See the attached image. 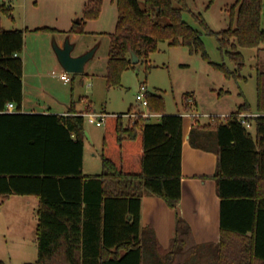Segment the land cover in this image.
I'll use <instances>...</instances> for the list:
<instances>
[{"label":"trees","instance_id":"1","mask_svg":"<svg viewBox=\"0 0 264 264\" xmlns=\"http://www.w3.org/2000/svg\"><path fill=\"white\" fill-rule=\"evenodd\" d=\"M116 5L109 88L121 86L124 72L135 67L132 54L151 70L149 58L164 42L188 49L235 82L244 79L246 66L238 49L264 50V0H235L228 8L229 26L219 32L202 15L194 16L206 35L216 37L235 70L211 61L203 33L183 18L191 12L187 0H116ZM103 6L104 0H87L68 33L86 34L87 23L100 18ZM24 46V31L0 28V127L7 130L0 136V160L9 162L0 167V197L39 200L38 260L31 264H264V71L256 75V113L240 92L236 112L225 119L211 116L204 127L212 130L213 142L199 125L190 134L193 147L218 156L214 178L221 202L219 244L197 245L189 224L178 215L175 236L164 250L155 232L142 227V200L157 197L177 209L182 197L183 114L167 115L164 97L147 93L149 111L162 115L158 123L144 119L143 113L134 121L107 115L102 172L86 176V120L73 108L69 116L4 113L9 103L18 111L22 108ZM132 113L134 107L126 115ZM245 113L255 114L244 119L249 128L241 122Z\"/></svg>","mask_w":264,"mask_h":264},{"label":"rangeland","instance_id":"2","mask_svg":"<svg viewBox=\"0 0 264 264\" xmlns=\"http://www.w3.org/2000/svg\"><path fill=\"white\" fill-rule=\"evenodd\" d=\"M86 1L0 0V28L8 31L23 30L25 33V46L20 58L24 63L25 92L28 99L50 101L55 97L59 100V106L72 100L78 108H82L83 103L80 100L89 98L93 110L97 113H106L109 116L126 115L131 106H136L134 111L138 114L141 113L142 107L137 101V95L144 86L148 93H160L164 97L166 113L175 115L179 111L182 114L185 111L211 117L235 112L237 103L241 102L238 93L242 92L256 113V75L258 70L264 71L263 48L238 49L245 59L246 66L241 73L244 79L235 82L227 80L200 56L191 55L188 49L170 47L168 42L160 43L159 51L149 58V64L153 66L151 70H146L145 60L140 61L134 68L124 72L121 86L109 88L105 76L110 34L114 33L118 19L116 0H104L100 18L89 21L86 25V30H99L104 32L103 35L88 34L78 37V50L81 46L85 48L84 46L95 43L97 52L87 63L84 73L69 74L71 82L65 84L57 76L65 71L59 62L55 47L63 49L67 42L70 43L66 32L71 26V20L81 15ZM187 1L191 12L184 13L183 18L195 30L203 33V41L211 61L216 64L225 63L230 70H235L234 64L220 51L216 37L206 35L194 17L202 15L215 32L225 30L230 21L228 8L235 0H215L210 7V0ZM2 7L12 9L7 14ZM35 28H56L58 31L37 33L33 32ZM262 29L264 30V17ZM76 53V50L73 51L72 56ZM222 90L229 94L221 95ZM193 98L199 104L198 110L195 108L196 102ZM184 104L188 106H185L183 111ZM129 119L133 121L132 118ZM202 120L207 121L204 118ZM151 122L156 123V120L152 119ZM87 134L91 142L88 149L95 150L97 155L96 158H92L89 150L87 151V160L93 166L98 161L101 163L104 126L97 128L87 121L85 135ZM89 171L86 169V172ZM98 172L100 174L102 169ZM25 211L27 212L24 213ZM12 213L18 219L29 222L26 233L8 232ZM31 214L32 210L21 205L0 208V261L6 264H31L38 260V245L34 239L36 233L30 232L32 227L30 221L34 216Z\"/></svg>","mask_w":264,"mask_h":264},{"label":"crops","instance_id":"3","mask_svg":"<svg viewBox=\"0 0 264 264\" xmlns=\"http://www.w3.org/2000/svg\"><path fill=\"white\" fill-rule=\"evenodd\" d=\"M11 9L12 8H10L8 12H10ZM81 16L82 13L80 16H76L75 19L71 20V26L66 32L70 38V44L74 46L73 51L76 50L77 52L73 57L82 56L94 50L97 45L95 43H92L87 46H84L85 48H82L81 46V49L78 50L77 39L81 35L68 33L74 21L81 18ZM37 29H41V28H35L33 32H37L36 31ZM54 30H55L54 32L58 31L56 30V28ZM37 33H46V32H37ZM88 34L103 35L104 32L99 30H86V34L83 35H88ZM96 52L94 56L96 55ZM240 100L241 102L237 103L236 105L237 108L239 104L242 103V99ZM80 101L83 103L82 108H78V106L72 100L70 101V103H64L63 105L59 106V100L55 97H52L50 101H46V100L43 101L42 99L39 98L28 99L26 97V92H25V72H24L22 108L21 111H18L16 107L15 113H21L27 115L69 116L71 108L75 110L76 113L75 115L78 116L81 115L84 118L85 115L87 114L97 113L96 111L93 110L92 103L90 102L89 98L81 99ZM195 102H196L195 108L198 110L199 104L196 101V99ZM185 106L186 104H184V106L182 105L183 111L185 109ZM140 110L141 113H147L151 115V117L149 118L150 122L152 119H154L156 120V123H158L162 117L161 114L151 113L148 108L147 109L141 108ZM178 113H180V111ZM193 113L190 114V113H186L185 111L183 113L184 143H183V151H182V197L177 206V209L176 210L170 209L164 200L157 197H144L142 200V219H141L142 227L149 228L155 232L158 243L160 247H162L164 250H168L170 248L172 239L175 236L176 218L178 215L189 224L193 233L194 241L197 245L200 246L202 245L207 247L215 246L219 244L221 240V202L217 193V183L214 178L218 165V156L216 152L213 150L210 151V150L195 148L190 143V134L192 132V129L195 127L194 126L195 124L199 125V127L202 128L200 132H203V134L207 136H211L212 142L214 141L212 130L204 128L210 125L211 120H210V116H205V115L199 116L198 114H193ZM232 113L234 112H231L229 115H225V116L223 115L218 117L225 119L229 117ZM10 114H14V113H10ZM97 114L107 115L106 113H97ZM166 114L173 115L169 113ZM244 115L251 116L255 114L245 113ZM202 118L207 119V121H203ZM125 119L126 121L130 120L127 117H125ZM85 120L87 122L86 118ZM97 128H101V127H97ZM5 131H7L6 127L4 125H1L0 136H2V134ZM89 138L90 137L88 136V134L85 135L84 154H83V172L84 175L86 176L99 175L98 171L102 169V157H101V163H99L98 161V163H96V165L94 164L93 166L90 165L91 162L87 160L86 157L87 151L89 150L88 144H91ZM90 150H89L90 157L96 158L97 155L95 154V150L92 151ZM5 162L9 164L7 160H0V167H4ZM86 169H89L91 172L90 171L86 172ZM7 205L12 207H15L16 205H21V207L25 209L32 210L31 215L34 214V216L32 217V221H30V227L32 226L30 232L36 233L35 235L36 237H34V239L37 241V227H38L37 211L39 207V200L34 196H11L7 200L3 201L2 198L0 197V208H5ZM26 212L27 211H25L24 213ZM13 215L14 213L11 214L9 219L8 232L13 234L17 233V231L26 233L29 226V222L24 219L22 220L18 219L17 216H13ZM23 240L25 239L23 238Z\"/></svg>","mask_w":264,"mask_h":264},{"label":"built area","instance_id":"4","mask_svg":"<svg viewBox=\"0 0 264 264\" xmlns=\"http://www.w3.org/2000/svg\"><path fill=\"white\" fill-rule=\"evenodd\" d=\"M57 76L64 83L68 84V83L71 82V79H70L69 74L67 72L60 73ZM147 93H148V91H147L146 87L142 86L139 94L137 95V101L139 102L140 106L142 108H144V109L148 108ZM15 112H16V105L13 104V103H9L6 106L5 110H4V113H15ZM141 116L144 119H149L151 117V115H149L147 113H143ZM251 116H253V115H251ZM125 117L132 118L133 120H136V118L138 117V114L132 113L130 115H125ZM246 117H250V116H247V115H244V114L241 115L240 116L241 122H242V124H244L246 127L249 128L250 125L248 123H246L245 120H244ZM85 118L87 119V121L90 124L96 125L97 127H102V126L105 125V121H106L107 115L97 114V113H90V114L85 115Z\"/></svg>","mask_w":264,"mask_h":264},{"label":"water","instance_id":"5","mask_svg":"<svg viewBox=\"0 0 264 264\" xmlns=\"http://www.w3.org/2000/svg\"><path fill=\"white\" fill-rule=\"evenodd\" d=\"M59 62L68 74H83L85 66L94 57L95 49L79 57H73L72 51L74 46L67 42L63 49L55 47ZM139 62V58L132 54V64L136 65Z\"/></svg>","mask_w":264,"mask_h":264}]
</instances>
